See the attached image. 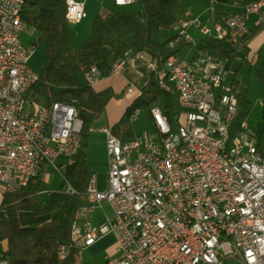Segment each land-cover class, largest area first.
Masks as SVG:
<instances>
[{"label": "built area", "instance_id": "built-area-1", "mask_svg": "<svg viewBox=\"0 0 264 264\" xmlns=\"http://www.w3.org/2000/svg\"><path fill=\"white\" fill-rule=\"evenodd\" d=\"M25 1L0 0V194L27 187L50 169L63 172L81 146L78 109L31 95L40 74L29 65L33 49L20 37L27 24L17 7ZM251 15L264 30V0H253L222 22L211 17L210 26L186 10L170 44L193 45V25L202 35L238 44L251 31ZM87 16L84 1L73 0L66 11L68 22ZM227 64L204 50L196 59L170 55L163 69L148 64L159 84L167 78L174 84L181 129L173 131L157 106L150 109L151 130L141 135L123 141L111 128L102 129L110 156L108 187L99 190L90 181L72 228L76 245L88 248L112 233L117 255L107 264H264V150L247 119L231 122L238 99L233 80L227 81ZM125 68L126 59L118 60L111 76L123 75ZM100 78L96 67L87 75L92 85ZM138 114L136 109L131 122ZM105 202L112 216L93 222ZM60 256H66L64 246ZM7 262L0 249V263Z\"/></svg>", "mask_w": 264, "mask_h": 264}, {"label": "trees", "instance_id": "trees-1", "mask_svg": "<svg viewBox=\"0 0 264 264\" xmlns=\"http://www.w3.org/2000/svg\"><path fill=\"white\" fill-rule=\"evenodd\" d=\"M213 1L221 6L212 15L213 23H217L241 11L253 0ZM140 2V12L131 13L115 8L104 15L97 14L92 22L90 37L78 46L70 35L66 0L25 1L23 19L27 26L38 31V37L31 44L33 47L44 45L46 50L44 73L40 74L31 95L48 105L55 102L73 104L83 120V128L81 146L74 162L62 172L74 192L52 191L43 202L40 197L43 180L38 179L16 192L0 194V242L7 243L3 250V258L8 260L6 264H78L81 260L82 247L72 241L71 233L77 210L85 204V193L92 180L89 138L94 124L105 115L108 104L116 96L111 85L97 90L88 82L87 75L93 67L97 68L102 78H107L111 76L113 65L118 60L126 59L123 75L128 81L148 77L134 102L111 126L112 133L121 140L135 135L131 114L139 108L150 110L160 107L173 131L182 123L183 110L174 84L168 81L167 86L162 88L155 72L147 66L155 62L157 69H163L171 54H178L190 44L181 41L175 47L170 46L174 34L163 42L156 39L163 30L175 28L184 11L180 7V0ZM259 32L264 30L256 26L238 44L228 38L203 36L194 45L196 52L200 49L228 59L230 70L241 54L240 48L247 55L240 61L232 78L238 99L236 125L247 119L251 108L249 87L241 84L238 78L240 71L248 64L251 76L264 79V41L257 49L251 45ZM257 143L264 150L263 125L257 130ZM22 212L46 218L39 225L24 226L20 217ZM62 246L66 248L64 258L60 256Z\"/></svg>", "mask_w": 264, "mask_h": 264}, {"label": "rangeland", "instance_id": "rangeland-1", "mask_svg": "<svg viewBox=\"0 0 264 264\" xmlns=\"http://www.w3.org/2000/svg\"><path fill=\"white\" fill-rule=\"evenodd\" d=\"M111 9H119L120 11L135 13L141 10V2L140 0H135L133 5L120 6L116 7L114 0H101ZM180 7L183 11L190 10L193 13L194 18H200L204 25H211V17L212 13L216 11L219 6L212 2V0H180ZM90 7H88L89 9ZM91 10V8H90ZM96 16L95 10L92 9L89 13V17L84 19L81 22H68L69 31L72 40L78 45H82L84 41L90 37L92 22L94 17ZM193 40L197 41L202 36L199 29L196 25H193L189 30ZM173 34H176V28L170 30H163L160 35L156 37L158 41H165ZM25 46L33 49L32 57L30 59L29 65L33 70L38 72L39 74L44 73V60L46 57V50L44 45H39L37 47L32 46V42L38 37V31L33 27L27 26L26 29L20 35ZM264 41V32H259L251 45L254 49H257L259 45ZM181 55H187L189 53V57H192L195 54V49L192 44H188L182 48L179 52ZM240 55L236 58V64L230 70L228 75V84L231 83L233 78V73L236 71L237 66L240 61L244 58H247V55L240 48ZM124 76V75H123ZM122 75L117 76L122 80V83L113 89L116 93V96L110 101L107 106L105 115L97 121L93 130L90 134L89 145L91 143L90 153H89V164L94 163V167L96 168L94 171L91 170V175L93 179L97 181V188L99 190H105L108 187V171L106 170L108 167L106 165V133L102 130L103 128H111V126L117 122L120 117L123 115L126 108L134 102L136 96L141 92V87L144 86L148 80V77L137 78L135 82L128 81ZM238 78L243 85H247L249 87V97L251 100V108L247 117V120L251 126V128L257 133V130L260 126H264V113H263V100H264V79L262 80L259 77L251 76L249 73L248 64L240 71ZM102 77L100 78V80ZM109 79V83H112L116 80V77H107ZM170 81L168 78L165 81V84H168ZM101 82L96 83L94 86L95 89H99ZM104 85V84H102ZM133 87V92L129 93L128 88ZM236 87V86H235ZM135 135H141L145 131L151 130L150 123V110L148 108H139L138 119L132 122ZM108 151V150H107ZM40 179L42 182V193L40 194L41 200L44 202L48 199L50 192L56 190H67L69 184L67 180L64 178L62 172H55L50 169L44 177ZM97 213L95 214V216ZM21 222L24 226H36L45 221L44 219H39L35 221L33 218L27 214V212L21 213ZM116 244V238L111 233L104 236L102 239L98 240L96 244H94V248H83L80 252V262L78 264H100L102 260L107 262L114 258L111 257L110 251L111 248ZM7 243L5 241L0 242V249L4 250L6 248ZM106 255L108 257L106 258Z\"/></svg>", "mask_w": 264, "mask_h": 264}, {"label": "crops", "instance_id": "crops-1", "mask_svg": "<svg viewBox=\"0 0 264 264\" xmlns=\"http://www.w3.org/2000/svg\"><path fill=\"white\" fill-rule=\"evenodd\" d=\"M75 1H84L85 2V4H86V9H87V13H88V17H89V13H90V11L92 10V9H94L95 10V14L97 15V14H102V15H104V14H106V13H108L110 10H113V9H111V8H109L107 5H105L104 4V2H102L101 0H75ZM212 2H215V1H213L212 0ZM135 3V1L132 3V4H130V5H133ZM216 3V2H215ZM217 4V3H216ZM218 5V4H217ZM219 6V5H218ZM88 7H90L91 8V10H90V8L88 9ZM233 6H231V8H232ZM219 8H221V6H219ZM141 11V10H140ZM140 11H138V12H140ZM214 13V12H213ZM213 13H212V15H213ZM87 17V18H88ZM86 19V18H85ZM256 20H257V16L256 15H251L250 16V19H249V21H250V27H251V30L253 29V28H255L257 25H256ZM83 21V20H82ZM181 55V54H180ZM119 76V75H118ZM123 76V75H122ZM112 77H116V80H114L112 83H109L108 81H109V79H107V78H102L101 80H102V82H101V85H100V88L99 89H97V90H100V89H103V88H105V87H107V86H113L114 88H116V87H118L121 83H122V80L120 79V78H118L117 76H112ZM123 77H125V76H123ZM100 80V81H101ZM99 81V82H100ZM102 84H104V85H102ZM89 146H91V143H90V145ZM89 153H90V148H89ZM106 165H107V171L109 172V166H110V156H109V153H108V151L106 150ZM90 166H91V170H95L96 168L94 167V163L92 164V163H90ZM96 180V179H95ZM96 186H97V181H96ZM97 213V215L95 216V214ZM27 214H29V216H31V217H34L33 219L35 220V221H38L39 219H45L46 218V216H43V217H35L33 214H31V213H27ZM106 216H112V210H111V207H110V205L107 203V202H105V203H103V205H102V207H100V208H98L95 212H94V214L92 215V220H93V222H99V221H101L102 219H104ZM96 244V243H95ZM89 248V247H88ZM94 248V246L93 247H91V249H93ZM87 249V248H86ZM111 257H115L116 255H117V249H116V244L111 248V251H110V254H109ZM108 257V255H106V258ZM100 264H105V261L104 260H102L101 262H100Z\"/></svg>", "mask_w": 264, "mask_h": 264}, {"label": "bare ground", "instance_id": "bare-ground-1", "mask_svg": "<svg viewBox=\"0 0 264 264\" xmlns=\"http://www.w3.org/2000/svg\"><path fill=\"white\" fill-rule=\"evenodd\" d=\"M66 2H67V9H73V0H66ZM23 9H24V6H18L17 7V14H22L23 13ZM88 17V16H87ZM202 36H208V35H202ZM245 35H241V39L244 37ZM196 44V41H195V43L193 44V47H194V45ZM170 46H173V47H175V44H170ZM196 47V46H195ZM197 49V48H196ZM199 52H200V49H199V51H197L196 52V50H195V54L192 56V57H189V59H196V54H199ZM171 57H178V54H171ZM115 68V64L113 65V68H112V70ZM155 76H156V79L159 81V74H155ZM161 86H162V88H164V87H166V85L165 84H160ZM132 115V114H131ZM237 115V113H232V115H231V122H235L234 120H235V116ZM181 126H182V123L179 125V127H178V129H181ZM93 179V178H92ZM78 212H77V217H76V219H78V217L80 216V208H79V210H77Z\"/></svg>", "mask_w": 264, "mask_h": 264}]
</instances>
